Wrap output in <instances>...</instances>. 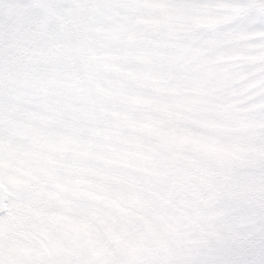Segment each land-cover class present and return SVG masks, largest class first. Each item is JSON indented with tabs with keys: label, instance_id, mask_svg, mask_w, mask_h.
<instances>
[{
	"label": "snow or ice",
	"instance_id": "snow-or-ice-1",
	"mask_svg": "<svg viewBox=\"0 0 264 264\" xmlns=\"http://www.w3.org/2000/svg\"><path fill=\"white\" fill-rule=\"evenodd\" d=\"M0 264H264V0H0Z\"/></svg>",
	"mask_w": 264,
	"mask_h": 264
}]
</instances>
